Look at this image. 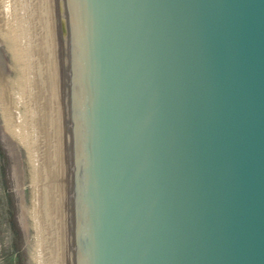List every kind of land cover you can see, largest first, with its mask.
Returning a JSON list of instances; mask_svg holds the SVG:
<instances>
[{"label": "water", "instance_id": "95a60500", "mask_svg": "<svg viewBox=\"0 0 264 264\" xmlns=\"http://www.w3.org/2000/svg\"><path fill=\"white\" fill-rule=\"evenodd\" d=\"M48 264H264V0H23Z\"/></svg>", "mask_w": 264, "mask_h": 264}, {"label": "rangeland", "instance_id": "374dc122", "mask_svg": "<svg viewBox=\"0 0 264 264\" xmlns=\"http://www.w3.org/2000/svg\"><path fill=\"white\" fill-rule=\"evenodd\" d=\"M23 34V0H0V264H48L39 155L34 161L39 168L35 176L31 147L21 133L24 112L28 106L34 110L32 85L25 96L14 90L20 57L31 82Z\"/></svg>", "mask_w": 264, "mask_h": 264}, {"label": "bare ground", "instance_id": "6f19581e", "mask_svg": "<svg viewBox=\"0 0 264 264\" xmlns=\"http://www.w3.org/2000/svg\"><path fill=\"white\" fill-rule=\"evenodd\" d=\"M20 28V26H19ZM22 28H20L21 30ZM24 36L26 34H23ZM21 36V34H20ZM24 59L22 57H20V59L17 60V66H16V72L18 73L17 77V81H15L14 83V90L16 89V94L19 96L23 95L25 96V91H26V88H28V86L30 85V81L28 80L27 78V73L26 71L21 67V65L24 64ZM26 62V61H25ZM33 99V98H32ZM27 102V101H26ZM24 115L26 116V119L25 121L23 122L22 124V129H24L23 132L21 133H24V139L23 141L26 142V145L27 147H31L30 150H31V154L30 156H32L31 158V164H32V167H33V173L34 175L36 176V173L39 171V168H36V165H35V162L36 159H38V153H37V150L38 148L36 149V151L34 152L33 150V147L36 148V142H37V134H36V131H35V128H36V125H35V115H34V110L31 108V107H27V111L24 112ZM23 115V116H24ZM23 118V117H22ZM38 147V145H37ZM36 156V158H35ZM42 263V262H41Z\"/></svg>", "mask_w": 264, "mask_h": 264}]
</instances>
